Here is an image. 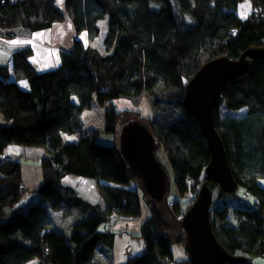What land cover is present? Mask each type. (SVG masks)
<instances>
[{"label": "trees", "instance_id": "obj_1", "mask_svg": "<svg viewBox=\"0 0 264 264\" xmlns=\"http://www.w3.org/2000/svg\"><path fill=\"white\" fill-rule=\"evenodd\" d=\"M55 1L0 0V36L14 38L15 29L31 35L65 18L74 31L71 46L59 50L54 69L37 72L27 45L12 48L11 69L0 65V264L32 259H38L34 264H110L107 247H112L115 234L98 230L100 224L113 215L139 217L141 205L148 217L134 235L143 240V251L127 257L126 264H190L188 257L174 259L169 225L157 205H168L180 224L196 196L182 213L177 197L198 191L206 181L209 151L199 122L183 107L185 85L208 60L237 59L249 48L264 47V0H248L253 12L245 20L237 15L242 0H64V13ZM188 14L191 22L184 23ZM105 17L101 52L90 42ZM205 56L206 61L199 60ZM21 80L26 89L18 85ZM142 97L150 101L152 134L174 175L159 203L143 192L139 176L120 156L115 133L128 110L104 111L101 131L113 135L112 144L97 142L101 131L87 130L81 118L94 98L100 105L125 98L136 106ZM162 103L175 106L176 119L162 122L155 112ZM240 110L242 114L232 113ZM214 126L237 185L228 194L240 190L246 197L240 194L234 206L224 201L213 206L211 200L212 232L236 259L231 264H253L247 256L264 257V187L259 183L264 180V56L221 86ZM64 135L76 140L66 141ZM10 144L42 150L37 161L42 182L32 190L38 198L22 206L16 203L31 192L20 176V161L1 158ZM65 175L94 179L104 207L64 185ZM134 180L148 201L130 188ZM167 192L176 193L172 205ZM228 194L218 191L219 198ZM65 219L67 236L56 229L62 230ZM180 229L185 241L181 224ZM99 244L104 252L97 250ZM98 253L106 260L96 257Z\"/></svg>", "mask_w": 264, "mask_h": 264}, {"label": "water", "instance_id": "obj_2", "mask_svg": "<svg viewBox=\"0 0 264 264\" xmlns=\"http://www.w3.org/2000/svg\"><path fill=\"white\" fill-rule=\"evenodd\" d=\"M262 56L264 48H249L237 59L213 58L204 62L185 85L183 107L199 122L209 151L204 168L206 181L180 220L190 264H231L236 260L219 244L210 223L212 191L208 184L213 183L226 194L233 193L237 187L223 142L214 126V108L221 86L244 74L251 60ZM157 147V140L148 127L137 120L129 121L119 133L120 156L139 176L143 192L159 203L164 199L168 179L155 156Z\"/></svg>", "mask_w": 264, "mask_h": 264}, {"label": "rangeland", "instance_id": "obj_3", "mask_svg": "<svg viewBox=\"0 0 264 264\" xmlns=\"http://www.w3.org/2000/svg\"><path fill=\"white\" fill-rule=\"evenodd\" d=\"M55 6L64 13V0L62 3H58V0H56ZM252 12L253 11L250 7L248 0H242V2L239 3L237 7V15L242 20L247 19L252 14ZM183 21L184 23L191 22L190 14L184 15ZM98 27H99V35L93 41L90 42V45L102 52L103 38L107 31V18L106 17L99 20ZM20 32L21 31L19 29L14 30V34L16 38V40L14 41H16L18 44H15L13 43V41H10L13 38H6L4 36H0V49H1L0 58L4 56L5 54H10L11 52L10 48L21 47V46L27 45L32 50L31 56H34L35 61L38 62V64L35 65L36 71L38 72H44V71L51 70V69L41 68L42 65L40 64V57L42 58L46 57V59H48L47 61L49 62V65L52 66L53 63H51V61L54 59L55 53L59 54L60 49L70 47L72 37L74 34L72 23L70 19L68 18H65V20L60 23H55L49 29L37 31L31 35H23V34H20ZM1 39L3 42H1ZM43 51L47 52L46 53L47 56L46 54L43 55L40 53ZM38 55H41V56H38ZM199 60L204 62L207 60V56L202 57ZM47 64L48 63H45L44 65L47 66ZM11 65H12V59L10 62V66ZM111 108L115 111L128 110V114L121 116L122 118H120L117 124L115 134H117L118 149H119V133L122 127L125 124H127L129 121L137 120L138 122L146 125L151 133L153 132L151 121L149 118L153 116L154 112L152 111L150 101L147 97H142L136 106L133 104V102L130 99H125V98H115V99H112L111 101L105 102L102 105L97 103V101L94 98L91 108L84 111V113L82 114V121H83L84 127L87 130L95 129V130L101 131L103 127L104 111L109 110ZM155 112L161 119L165 120V121H162L165 123H169L170 121L176 119V117L178 116V112L175 106L172 104H167V103H162L160 106H157ZM219 112L220 114H224L223 108L221 109L219 108ZM232 113L242 114L243 110L235 111ZM125 116L128 117L127 120ZM124 117L125 119H123ZM0 122H2L1 117H0ZM112 137L113 135L106 134L101 131L99 132L97 142L103 143V144H112ZM10 145L11 146H9V148L5 150L6 153H8V155H11V157L14 156L15 158L13 157V159H17L18 161H20V166H21V163L23 165H29V166H24L23 174H20L21 178L23 176L24 181L27 178V176H31V178L36 176L39 178L40 170L34 168V166H38V163L36 165L35 162L39 159L37 156L41 155V150H40V153L38 150L40 148H33V146L20 145V144H10ZM9 149H13V150L9 151ZM155 156L157 160L159 161L160 165L164 168L167 179L172 183V178L174 176L173 171L161 147H159L155 151ZM25 169H29V170L25 171ZM20 172H22L21 168H20ZM75 179H80L81 181H90V183H93L91 185L89 182H82L80 185L77 184L73 186L76 188V192L81 197H83L85 200H89L92 203L98 202V197L95 194V191L93 189V187L95 188L96 181L91 178H81V177H77ZM66 182H69L70 184H74V182L70 178H68L65 181V183ZM259 183L262 187H264V180H260ZM130 188L139 190L141 194V199L143 202H146L149 200V197H147L142 192L140 188V183L137 182V180H134V182L130 183ZM199 188H197L198 191H199ZM219 190L220 189L217 186H214L211 188L213 206L221 204V201L228 203L229 206L230 205L234 206L240 203L239 202L240 201L239 197L241 194L240 190H237V192L235 193L236 195L228 194V195L223 196L222 198L218 197ZM198 191L192 190L184 194L181 197H177L179 201L178 204L180 206L181 213L189 205L190 201H192V199L195 198L196 193H198ZM171 193H168V196H167L170 202V205H172V201H174L175 200L174 198L176 197L175 192H173V194L175 195ZM241 195H242L241 199L245 198V195H243V193ZM26 197H29V198L26 199ZM26 197H21L20 200L16 203V206H19V205L22 206L26 202L35 201L38 198V196L36 194L33 195V193H28ZM157 205L160 208L161 212H163L164 214L163 218L165 222L169 225L168 234L171 240L173 241L170 245V249H171L174 259H181V258L188 257L187 252H186V244L184 241V235L180 229L179 222L176 220V218L171 213V209L170 207H168V205L166 206V204H164L163 202ZM141 208L142 210H146V208L143 205H141ZM21 210H25V208H22ZM114 217L115 215H113V219L115 221L120 218H123V217H115V218ZM181 218H182V214H181ZM68 228H69V220L65 219L62 223V230L58 228L56 229L60 231L62 234H64L65 236H67L69 232ZM99 230L100 231L107 230V224H100ZM112 231L115 234L114 239H113V244H112V247L110 248L107 247L108 249H110V255H111L110 264H126V258L128 256L130 255L135 256V255L142 253L144 245H143V240L141 238L136 237L133 233L129 231H127L126 233L122 235L120 233H116L115 231L117 230L115 229H113ZM130 231L133 232L132 229ZM178 239L180 240L177 241ZM104 249H106L104 244H99L97 246V250L104 252ZM96 257L104 261L106 260L105 257L99 253L96 254ZM247 257L253 262V264H264L263 256L261 257L260 255H256V256L253 255V256H247ZM36 260L38 259H32L25 264H34Z\"/></svg>", "mask_w": 264, "mask_h": 264}, {"label": "crops", "instance_id": "obj_4", "mask_svg": "<svg viewBox=\"0 0 264 264\" xmlns=\"http://www.w3.org/2000/svg\"><path fill=\"white\" fill-rule=\"evenodd\" d=\"M14 40H16V38L14 37L13 39H11L10 41H14ZM10 41H8V42H10ZM1 42H3L2 41V39H1ZM10 44V43H9ZM15 44H18L17 42L15 43ZM69 48V47H68ZM68 48H64V49H68ZM1 50V49H0ZM10 51H12V48H10ZM41 54H43V55H45L47 52L46 51H43V52H40ZM38 56H41V55H38ZM46 56H47V54H46ZM48 59H46V57L44 58H42V57H40V64L42 65L41 66V68H43V69H54V68H56L58 65H59V56H58V54H56L55 53V55H54V59L51 61V63H53L52 64V66H50L49 65V62L47 61ZM10 62H11V54H5L4 56H2L1 58H0V65H7V66H9V68L11 69V66H10ZM29 62L32 64V66L34 67V69L36 70V68H35V65H37L38 64V62H36L35 61V59H34V56H31L30 58H29ZM45 63H48L47 64V66H45L44 64ZM43 71V70H42ZM38 72V71H37ZM18 83V85L21 87V88H23V89H26L27 88V86H25V85H27V83H26V81H24V80H21V81H18L17 82ZM84 113V112H83ZM81 118H82V116H81ZM64 139L66 140V141H75L76 140V137L74 136V135H64ZM9 146H11V145H8L5 149H4V151H3V154L1 155V158L3 159V158H13V157H11V155H8V153H6V149L7 148H9ZM15 146H17V145H15ZM33 148H35V147H33ZM39 150V153H40V150L41 149H38ZM42 156V150H41V155L40 156H37L38 158H40ZM17 157V156H16ZM15 158V157H14ZM36 158V157H35ZM37 159V158H36ZM38 161V160H37ZM37 161L35 162V164H37ZM24 166H29V165H23L22 163H21V174H23V168H24ZM34 168H36V169H39V167L38 166H34ZM27 170H29V169H25V171H27ZM40 170V169H39ZM24 171V172H25ZM24 177L22 176V181H23V184H24V186L32 193V190H34V189H36L39 185H40V183L42 182V178H41V171H40V177L38 178V177H36V176H34V177H32L31 178V176H27V178L25 179V181H24V179H23ZM68 178H70L73 182H74V184H70L69 182H66L65 183V181L67 180ZM75 178H77V177H75V176H71V175H65L63 178H62V183L64 184V185H67V186H69V187H71L75 192H76V188L73 186V185H77V184H81L82 182H89L90 183V181H81L80 179H75ZM91 185L93 184V183H90ZM94 186V185H93ZM93 189H94V191H95V194L97 195V197H98V202H96V203H92V202H90L89 200H86V201H88V202H90V203H92V204H99V205H101L102 207H104V204H103V201L101 200V198H100V196H99V192H98V189H97V183H95V188L93 187ZM77 193V192H76ZM28 195V192L27 193H25V194H23V197H26ZM31 195V194H30ZM33 195H35V193H33ZM77 195L78 196H80L78 193H77ZM81 197V196H80ZM245 197H246V195H245ZM29 197H26V199H28ZM83 200H85L83 197H81ZM27 203H29V202H27ZM148 217V212H147V210H141V215L139 216V217H136V218H120V219H118V220H114V219H112L110 222H108L107 223V230H113V229H115V230H117V231H115L116 233H122V234H124V233H126L127 231H129V232H131V233H133V234H136V233H138V230H139V226H140V224L143 222V220L144 219H146ZM59 223H60V221H58ZM100 227V226H99ZM133 230V232L132 231H130V230ZM98 230H99V228H98ZM105 231V230H104ZM113 232V231H112ZM114 233V232H113ZM121 234V235H122ZM131 256H133V255H131ZM129 257V256H128Z\"/></svg>", "mask_w": 264, "mask_h": 264}, {"label": "snow or ice", "instance_id": "obj_5", "mask_svg": "<svg viewBox=\"0 0 264 264\" xmlns=\"http://www.w3.org/2000/svg\"><path fill=\"white\" fill-rule=\"evenodd\" d=\"M63 2V0H58V3H62ZM13 43H16V41H13ZM25 86H27V85H25ZM13 149H9V151H12Z\"/></svg>", "mask_w": 264, "mask_h": 264}, {"label": "bare ground", "instance_id": "obj_6", "mask_svg": "<svg viewBox=\"0 0 264 264\" xmlns=\"http://www.w3.org/2000/svg\"><path fill=\"white\" fill-rule=\"evenodd\" d=\"M258 48H264V47H258ZM238 77V76H237ZM21 168V167H20Z\"/></svg>", "mask_w": 264, "mask_h": 264}]
</instances>
